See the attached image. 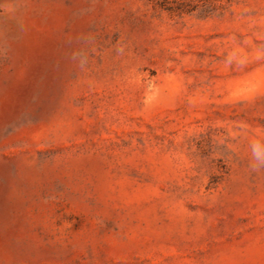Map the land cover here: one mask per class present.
Returning <instances> with one entry per match:
<instances>
[{
    "label": "rangeland",
    "instance_id": "1",
    "mask_svg": "<svg viewBox=\"0 0 264 264\" xmlns=\"http://www.w3.org/2000/svg\"><path fill=\"white\" fill-rule=\"evenodd\" d=\"M0 264H264V0H0Z\"/></svg>",
    "mask_w": 264,
    "mask_h": 264
}]
</instances>
